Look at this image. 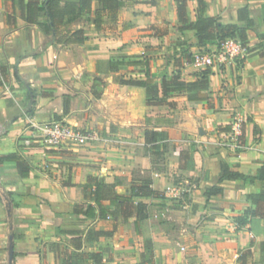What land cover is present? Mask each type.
I'll list each match as a JSON object with an SVG mask.
<instances>
[{"label":"crops","instance_id":"obj_1","mask_svg":"<svg viewBox=\"0 0 264 264\" xmlns=\"http://www.w3.org/2000/svg\"><path fill=\"white\" fill-rule=\"evenodd\" d=\"M122 1L117 22L98 29L99 3L92 0L90 21L73 26L84 28L87 40L65 46L47 45L38 26L21 17L20 0H0V68L8 78L0 88V156L17 154L31 168L24 178L17 163L0 165V264H10L11 247L13 264H64L66 250L102 252L103 264H264V214L246 216L264 210V201L252 202L264 182L219 184L225 165L253 177L264 166V0H202L206 15L226 24L244 26L247 9L254 21L249 54L240 65L211 71L206 100L160 93L162 104L148 103L146 89L127 82L143 81L149 71L161 88L178 64L182 80L196 81L204 70L187 56L217 46L180 30L178 0ZM199 1L185 0L193 21ZM238 113L247 120L240 155L217 146ZM30 120L66 121L107 142L52 147L28 129ZM148 131L160 141L147 145ZM165 146L163 163L154 162L153 152ZM89 178L122 194L148 182L162 198L139 199L148 219L138 223L101 220L98 212L80 218L73 207L90 202ZM218 184L223 193L208 198ZM71 231L82 233L81 249L72 246Z\"/></svg>","mask_w":264,"mask_h":264},{"label":"trees","instance_id":"obj_2","mask_svg":"<svg viewBox=\"0 0 264 264\" xmlns=\"http://www.w3.org/2000/svg\"><path fill=\"white\" fill-rule=\"evenodd\" d=\"M99 9L95 13L93 23L96 28H101L105 24L115 23L118 20L120 11L124 8L125 3L122 0H98ZM178 17L181 24V31H193L197 36L200 44L214 43L217 47L229 38L237 39L247 45L248 31L253 29L254 21L247 15V9L241 11L240 17L245 21L244 26L237 24H226L218 18H211L206 15V5L200 0L197 9V18L193 21L188 15L185 0H178ZM21 17L31 25H36L40 31L48 38L47 45H79L87 40V33L84 28H74V24L83 20L90 21L92 12V0H20ZM8 22H12L13 17H8ZM15 21V20H14ZM15 25V23H14ZM248 46V45H247ZM203 49V48H202ZM200 50V49H199ZM249 50V49H248ZM188 63H193V52L187 56ZM182 66L178 64V71L170 80L164 79L162 87L153 83L149 71L146 73V79L143 81H129V85L145 88L148 96V103L162 104L163 101H157L160 93L164 96L169 94L185 95L190 102H200L208 98L210 88L211 69L202 71L198 80L186 82L182 80ZM0 88L8 81L7 70L0 68ZM18 82L25 83L15 75ZM7 80V81H6ZM6 81V82H5ZM175 104V103H174ZM61 121V120H60ZM147 145L155 144L160 141L161 135L158 132L148 131L145 133ZM156 147V146H154ZM147 149V148H146ZM156 149V148H153ZM5 162L17 163L18 170L22 177H28L31 168L28 162L17 154L0 156V165ZM243 180L254 183L256 181L264 182V166L260 169L258 176H250L246 172L233 171L229 166L223 167L222 174L219 178V184L224 181ZM218 185L207 191L208 198L221 195L222 188ZM86 192H90V202L75 204L73 207L74 214L84 219H94L99 213L101 220L117 221L122 219L128 221L135 219L136 223L148 219V206L146 203L139 201L145 198H158L162 196L151 188V184H135L130 187L126 193H119L116 185L105 182L98 178H89L85 186ZM105 201L111 202L112 209L103 205ZM264 201V194L252 197L254 204ZM261 203V202H260ZM264 214L261 207L249 211L247 218L258 217ZM117 225H114V227ZM73 236L71 240L75 249H81L82 233L77 231L67 232ZM113 232L106 234L101 232L100 235L108 236ZM251 251H247L249 256ZM105 255L102 252L82 253L74 255L70 250L64 252V264H103ZM147 264H152L148 260Z\"/></svg>","mask_w":264,"mask_h":264},{"label":"built area","instance_id":"obj_3","mask_svg":"<svg viewBox=\"0 0 264 264\" xmlns=\"http://www.w3.org/2000/svg\"><path fill=\"white\" fill-rule=\"evenodd\" d=\"M248 46L237 39H226L220 47L203 48L193 52V64L200 69H211L224 72L234 66L240 65L249 54ZM6 92L10 93V87ZM247 120L244 115H235L232 129L227 133L217 146L240 155L246 149L242 141ZM28 129L38 135L41 141L52 147L73 146L89 147L100 142H107L100 134L94 131L79 129L66 121L37 122L30 120ZM169 192L178 194V189L170 188Z\"/></svg>","mask_w":264,"mask_h":264},{"label":"rangeland","instance_id":"obj_4","mask_svg":"<svg viewBox=\"0 0 264 264\" xmlns=\"http://www.w3.org/2000/svg\"><path fill=\"white\" fill-rule=\"evenodd\" d=\"M85 22L87 23V20H85ZM100 143H104V142H100ZM79 148H83V147H79ZM85 148V147H84ZM166 146L161 148L158 151H154L153 155H154V162H157L159 164L163 163L164 160V153L166 152Z\"/></svg>","mask_w":264,"mask_h":264},{"label":"water","instance_id":"obj_5","mask_svg":"<svg viewBox=\"0 0 264 264\" xmlns=\"http://www.w3.org/2000/svg\"><path fill=\"white\" fill-rule=\"evenodd\" d=\"M14 261V249L13 247L10 248V264H13Z\"/></svg>","mask_w":264,"mask_h":264}]
</instances>
